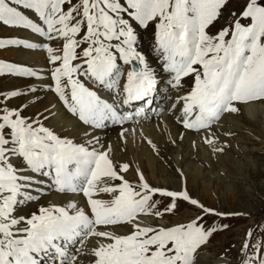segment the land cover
<instances>
[{
  "label": "snow or ice",
  "instance_id": "snow-or-ice-1",
  "mask_svg": "<svg viewBox=\"0 0 264 264\" xmlns=\"http://www.w3.org/2000/svg\"><path fill=\"white\" fill-rule=\"evenodd\" d=\"M227 3L0 0V25L16 33L0 37V50L45 52L50 65L46 76L29 65L0 60V77L51 80L39 88L30 84L0 92V264H77L79 245L88 237L102 238L90 264H194L195 250L216 231L203 226L205 216L230 214L207 208L187 191L154 189L142 174L133 186L120 174L129 165L118 170L98 136L77 143L45 124L55 115V104L35 113L31 109L33 94L52 93L85 135L120 126L123 136L125 123L147 118L160 79L179 87L182 78L195 74L193 89L183 98L185 130L206 127L221 111L234 110L230 106L238 96L264 98V0H247L230 28L210 34ZM240 18L251 23L245 26ZM150 23L167 77L158 76L137 50L138 29ZM49 41L64 43L56 49ZM124 66L131 67L125 72ZM103 91L111 102L99 94ZM53 192L82 196L84 206L70 200L24 214L26 206ZM157 194L173 201L165 212H175V201L182 200L203 214L167 228L142 226V216L163 214L153 201ZM111 226L127 228L129 234L116 235ZM249 247L244 246L245 264H264V256L253 257Z\"/></svg>",
  "mask_w": 264,
  "mask_h": 264
},
{
  "label": "rangeland",
  "instance_id": "rangeland-1",
  "mask_svg": "<svg viewBox=\"0 0 264 264\" xmlns=\"http://www.w3.org/2000/svg\"><path fill=\"white\" fill-rule=\"evenodd\" d=\"M73 2L76 3L78 0H73ZM246 2L247 0H228L227 5L222 9V16L214 22V25L210 26V34L216 35L220 30L230 28L231 23L239 16ZM233 13L236 15L234 16ZM240 23L248 26L251 21L250 19L244 21V18H240ZM138 31L137 50L144 51V53L147 49L153 51L155 24L150 23L147 28H141ZM13 35H16L13 30L0 25V37ZM20 35H27V33H20ZM230 38L231 32L225 39ZM48 43L53 48L60 49L64 41H49ZM83 47L85 45H81L77 52H81ZM12 51L14 49L0 50V60L23 63L17 56H12ZM147 55L152 59V53ZM42 57L44 59L43 63L46 65L43 67L48 69L50 65L48 64L47 54L43 52ZM78 63H80L79 60L73 61V64ZM23 64L36 70V67L31 63ZM126 69H129L128 66ZM157 70L158 68L155 71L156 73ZM22 81L23 83H21ZM30 84L38 88L41 87L36 83V80L10 76L0 77V92L24 89ZM180 84L181 88L179 87V89L183 91L187 90L185 88H189L190 85L193 89L194 77H186ZM177 90L176 95L174 94L175 96L173 95L170 99L168 97L164 105L170 107L177 103L176 96L180 94ZM33 95L37 98L33 106L35 108L38 104H42L46 94L45 91H40ZM254 97L249 95L247 99L252 104H264V98L254 99ZM29 102L31 103V101ZM251 103L245 102L244 106ZM244 106L241 100H237L233 106L234 110L225 113L223 116V119H226L223 123L225 129H223L221 135L226 141L214 140V148L208 149L209 153L206 155V161L202 158L201 150L196 145H193L194 150L191 151L187 140L177 138L173 143L170 139L165 138L163 140L164 145L158 148L159 156L157 155V159L159 162L155 175L150 170H142L143 172H141L139 166L133 161L129 162L130 165L126 172L121 171L120 173L133 186L141 183L139 179L141 174L144 175L145 181L150 187L154 189L180 192V186L186 183L187 193L190 197L197 199L198 202L217 213L230 214L228 217L220 215L205 216L203 226L209 231L213 229H216V231L207 243L195 250L194 264H245V245H250L247 251L253 257L256 255L264 256V227H258L264 226V116L259 114L254 120L250 119L246 115ZM36 111L40 110L37 109ZM36 111L31 110L32 113ZM229 116H232L233 123L228 122ZM45 124L49 127L47 121H45ZM117 168L118 170L122 169V166H117ZM132 169L135 172L131 171ZM195 170H198L201 175L195 174L193 178L195 180L192 179L193 181L190 178L184 181V174H193L197 172ZM131 172L134 174L129 176V174H132ZM113 183L120 182L113 181ZM108 199H110V196H107L105 200ZM153 201L157 202L156 209L163 214L160 216H145L149 217L144 219L146 226L154 228L172 227L176 224H186L193 220H199L203 214L201 208L182 200L175 201L177 204L175 212L164 211L173 202L171 199L154 197ZM211 204L212 206H210ZM38 208L35 207L37 211ZM28 211L33 212V209L26 208L24 214H30ZM224 225H227V227H222Z\"/></svg>",
  "mask_w": 264,
  "mask_h": 264
},
{
  "label": "bare ground",
  "instance_id": "bare-ground-1",
  "mask_svg": "<svg viewBox=\"0 0 264 264\" xmlns=\"http://www.w3.org/2000/svg\"><path fill=\"white\" fill-rule=\"evenodd\" d=\"M142 52L144 53V51ZM148 53L154 54L152 49H147L144 55L151 64L153 70L156 71L157 68L159 69L158 64L155 63L153 64L152 59H150L149 56L147 55ZM11 54L14 57L17 56L23 63L33 64V66L36 67L37 71L43 72V74H45L46 76L48 75V69L43 67L46 66L43 63L44 61L42 57L43 52H32L29 54H24L14 50L11 52ZM157 74H158V70H157ZM164 77H167V75H165ZM21 83H23V81ZM36 83L42 87L44 84L51 83V80H44V81L36 80ZM164 85L165 86L159 91V95H158L159 103L164 102L166 99L165 97L166 95L162 94L164 90H166L167 93L169 94L171 93V96H173L177 90L176 87H168L165 84V82ZM180 90L181 89L177 90L178 94L180 93L179 96L177 97L178 99L179 97H181L180 101L182 102V105H180V107H182L183 110L184 107L183 98L187 96V93L184 92L181 93L183 90L181 91ZM45 94L46 95L44 96L42 104H38L35 108L33 107L31 110L36 111L38 109L40 111H43L46 107L55 104L56 108L51 109L52 112H55V115L52 116V118L49 121H47L49 127L52 128L61 136H68L69 138H73L74 141L77 143H86L87 140L92 138V136H98L100 138L101 143L105 146V150L109 151V157L110 159H112L116 167L117 166L123 167L124 164L130 165L129 162L133 161V163L139 166L141 172H143L142 170H147V171L150 170V172L155 175V170L159 162L157 159V157L159 156L158 148L164 145L163 140L165 138L170 139V141H172L173 143L177 138H181L182 140H187L189 149L191 151L194 150L193 145H196L197 147L200 148L202 153V158L204 159V161H206V155L209 153L208 149L210 150V148H214L213 147L214 140L224 141V142L226 141V139L222 137L223 135H221L223 134V129H225L223 128V123L225 122L226 119H221L220 123L215 124V126L208 128L207 130H204V127L198 128V129H202V131L200 132V134H196V130L198 129L185 130L182 128L181 118L183 116V111L182 114H180L179 121L175 118V116L170 115L168 117L158 118L150 122H145V124L140 125L139 127L133 125L130 122H127L123 125V128L126 129V131H124L123 136L120 135V131H121L120 126H110L109 128L104 130H96L92 132L91 136H87L85 135V132L83 128L79 125V123L69 113H67L63 108V106L58 102L57 97L52 93L45 92ZM254 104L244 106L246 115L253 120L259 114L264 116V104L263 103H259L255 105ZM149 117L150 114L148 113L147 118ZM231 117L232 116H229L228 122L233 123L234 121ZM105 133L108 134L105 135ZM177 162L179 161L177 160ZM223 163L225 164V161ZM131 171L135 172V170L133 169ZM195 171L197 172H194L193 174L191 173L184 174L183 176L184 181L187 178L188 179L190 178V180H192L195 174H197L198 176L201 175L198 170ZM133 172H131L132 174H129V176L133 175L134 174ZM181 190L188 191L186 183L180 186V191ZM105 197L106 195H104L102 198L105 199ZM70 200H75V202L81 207L84 206V199L82 198V196H65V195L59 196L57 194H52L51 196L47 197L44 200V202L47 204V206L49 204L66 205L67 203L70 202ZM79 200L81 201L79 202ZM212 201L214 202L213 199ZM210 206H212V204ZM110 230L114 231L116 235L123 236L129 234L127 228L114 227V228H110ZM88 238H92V237H88ZM101 239L102 238L95 237L90 243H87L81 249L80 253H77L78 256L77 264H90V262L95 259L92 253L93 250L99 246Z\"/></svg>",
  "mask_w": 264,
  "mask_h": 264
}]
</instances>
